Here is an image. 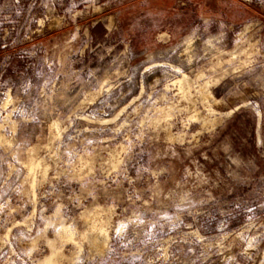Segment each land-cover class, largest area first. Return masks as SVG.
<instances>
[{
	"label": "rangeland",
	"instance_id": "1",
	"mask_svg": "<svg viewBox=\"0 0 264 264\" xmlns=\"http://www.w3.org/2000/svg\"><path fill=\"white\" fill-rule=\"evenodd\" d=\"M52 253L264 264V0H0V264Z\"/></svg>",
	"mask_w": 264,
	"mask_h": 264
},
{
	"label": "bare ground",
	"instance_id": "2",
	"mask_svg": "<svg viewBox=\"0 0 264 264\" xmlns=\"http://www.w3.org/2000/svg\"><path fill=\"white\" fill-rule=\"evenodd\" d=\"M183 76V75H182ZM187 78V75H184L183 76V79H180V80H178L176 83H179L180 85H183V83H184V80ZM187 80V79H186ZM182 87V86H181ZM183 88V87H182ZM185 88V87H184ZM33 169H35V164L33 163V164H31V171H33ZM65 237L66 238H69L70 236H69V234L67 233V232H65ZM58 253V252H57ZM54 253H52V256L51 257H47L45 260H43V263L42 264H60V263H58V262H55L54 260H53V255ZM56 254V253H55ZM60 255V254H59ZM58 261V260H57Z\"/></svg>",
	"mask_w": 264,
	"mask_h": 264
}]
</instances>
